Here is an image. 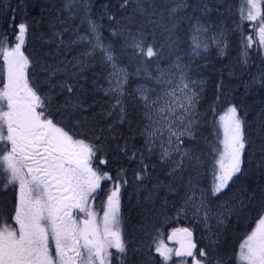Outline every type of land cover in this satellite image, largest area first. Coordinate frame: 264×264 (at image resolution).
Instances as JSON below:
<instances>
[{
	"label": "snow or ice",
	"instance_id": "6c2138e0",
	"mask_svg": "<svg viewBox=\"0 0 264 264\" xmlns=\"http://www.w3.org/2000/svg\"><path fill=\"white\" fill-rule=\"evenodd\" d=\"M128 2L124 0L121 7ZM184 6L183 0H177L171 13ZM137 7L144 10L140 0H137ZM76 8L87 12L88 5L85 0H66L64 9L71 12ZM12 11L9 27L18 30L14 46H9L7 37L0 34V58L3 60L0 64V186L4 190L11 186L17 190V194L10 214L6 215L0 210V264H113V261L128 264L129 251L135 253L142 249H130L131 241L124 236L121 189L128 183L126 169L120 168L113 177L110 171H105L100 165L109 163L105 142L124 138L122 133L119 137L114 133L116 124H123L127 117L126 98L129 94L126 87L130 73L120 65L111 46L102 42L97 24L88 20L89 31L80 40H86L91 47L77 57V62L72 65V76H82L90 66L89 61L99 55L101 64L109 69L105 76L107 86H100V90L111 101L106 115H115L119 119L106 129H99L100 134L94 140L78 138L83 134L67 130L65 117L55 118V113L64 111L71 114L83 107L80 98L73 96L76 84L61 82L60 92L54 95L57 85L50 82V77L56 72H68L69 69H45L49 72V78L43 84L48 85L49 90L41 91L42 85L29 78L33 61L22 50L29 21L25 19L16 25L15 10ZM112 18L109 16V19ZM244 21L250 22L251 28L246 36ZM236 28L240 32L243 62L246 64L250 49L258 46L264 50V0H243L240 23ZM207 31V28L201 29L199 26L194 30L190 42L192 57L207 51L211 44L219 47L220 39L216 36H212L209 41L200 38L202 32ZM127 35L132 37L130 42H126L127 46L139 57L156 58L168 54L175 56V60L167 70L158 68V75L147 74L156 87L148 88L145 84L138 85L134 90L145 109L144 119L147 123L140 133L144 146L140 149L133 146L130 155L126 140L117 147L129 160L142 165L135 173L136 180L147 175L145 151L151 155L157 148L160 161L172 165L169 175L175 177L177 171L183 173L185 161L200 162V156L193 149H184L182 145L184 137L195 139L194 126L200 118L197 110L200 92L196 86L202 82L191 79V61L183 63L182 58L172 51L174 42H170L169 52L165 53L162 48H155L154 44L145 47V38L140 31H129ZM220 54L223 55V50ZM139 72L138 68L137 74ZM259 79L264 82V73ZM65 91L69 95L54 113L52 104L55 97ZM152 93H155V98H152ZM212 110L215 112L214 107ZM219 121L223 139L212 148L218 158L212 167L211 189H200V196L196 197L199 180L190 176L186 188L192 194H186L177 214H186L191 210L194 218L203 220L210 245H215L217 240L213 237H218V233L212 232L209 222L215 219L217 226L223 225L227 219L225 211L229 215L235 212L239 216L241 211L257 201L254 207L258 218L240 243L236 261L237 264H264V187L250 193L248 189H243L238 200L233 197L235 203L231 207L227 202L217 206L225 209L223 211L214 213L208 202L210 196L222 194L235 182L238 174H243L246 146L253 143L245 134V122L238 115L236 105L230 104ZM78 126L81 125H74ZM105 132L110 135L105 136ZM260 133L264 138V125ZM219 145H222V150ZM173 153L179 155L180 159L175 160ZM260 153L258 169L264 168V144L260 145ZM102 182H110V185L106 199L100 203L103 212L100 215L90 201L99 199L103 193ZM169 190L175 191L171 185ZM9 220L14 223H9ZM168 239L175 240L179 247H169L159 238H154L149 244L150 249L155 245V252L163 264H169L170 261L173 264H213L214 248L198 247L191 229L175 228ZM173 257L180 259L173 261ZM215 264H227V261L217 257Z\"/></svg>",
	"mask_w": 264,
	"mask_h": 264
},
{
	"label": "trees",
	"instance_id": "16d2710c",
	"mask_svg": "<svg viewBox=\"0 0 264 264\" xmlns=\"http://www.w3.org/2000/svg\"><path fill=\"white\" fill-rule=\"evenodd\" d=\"M65 2L66 0H0V34L7 37L9 46L15 44L18 30L9 27L13 9L16 25L25 19L29 21L26 43L22 50L33 61L29 69V78L42 85V92L49 90V86L43 84L49 78V72L45 69L65 67L69 69L68 72L59 71L50 77L51 84L57 85L53 94L60 92L61 82L75 83L73 96L80 98L83 107L71 114L64 111L55 113L57 106L63 105L69 95L65 91L56 95L52 109L56 119H60L61 116L66 118L67 130L83 134L78 138L94 140L95 136L100 134L99 129H106L109 124L119 119L115 115L112 117L106 115L111 101L100 90V86H107L105 76L109 69L101 64L99 55L89 61L90 66L82 76H72V65L77 62V57L91 47L86 40H80V37L89 31L88 20L97 24L102 42L111 46L120 65L127 68L130 73L126 87L129 94L126 98L127 117L123 124H116L114 133L117 137L122 133L124 138L108 139L105 142L109 163L100 167L110 171L113 177L120 168L126 169L125 178L128 183L121 189L124 236L126 240L131 241L130 249H142L135 253L129 251L128 264H154L158 254L155 252L154 244L151 249L149 244H152L154 238H158L161 230L166 231L170 220L175 219L178 209L177 198L186 189L189 177L197 178L199 180L197 185L205 188L211 185L210 177L215 162L212 148L219 144L217 118L230 104L237 106L238 115L245 122V134L253 143L246 146L243 174H238L235 182L224 192L228 196H233L238 195L240 189L246 188L250 193L264 187V168H257L261 158L260 145L264 144V138L260 130L258 132L255 130L259 112L258 101L262 98L264 103V82L259 79L264 73V52L254 46L248 51L247 63L243 62L240 32L236 28L240 23L243 0H183L185 6L175 13H171V9L176 7L177 0H140L143 11L137 7V0H129L124 7H121L124 0H85L88 5L87 12L80 8L70 12L64 9ZM109 16L113 18L109 19ZM196 23L204 24L209 33L223 32L225 34L223 46L218 48L211 44L207 51L192 57L190 42ZM246 24L247 21H244V34L249 30ZM129 31L132 33L140 31L145 38V47L147 44H154L155 48H162L165 53L169 52L170 42H174L175 48L172 51L182 58L183 63L191 61V79L202 82L196 86V90L200 92L197 104L200 118L194 126L195 139L183 138L185 148L193 149L200 156V162L198 164L195 160L185 161L183 173L177 171L175 177L169 175L172 165L160 161L157 148L151 155L145 151L147 175L136 180L135 173L142 165L129 160L117 147L123 145L126 140L130 155L133 146L135 149L144 146V139L140 133L147 123L144 119L145 109L134 90L138 85L146 84L151 87L154 81L149 80L147 74L156 76L158 68L162 70L168 68L175 60V56L168 54L156 58H142L134 54V50L126 43L132 39L127 35ZM221 50L223 55L220 54ZM2 63L3 60L0 58V64ZM94 81L96 83H93ZM254 85H257V88H254ZM213 107L215 112L212 110ZM261 117L264 115L261 114ZM77 124L81 126L74 127ZM258 126L261 128L259 123ZM104 135L110 134L105 132ZM169 185L175 191H170ZM1 193L0 191V209L3 205L2 199L5 197ZM256 203L257 201H253L252 205L241 211L239 216L235 212L226 214L227 223L221 228L215 245L207 243L208 240L203 241L205 235L197 229L200 233L196 242L198 247L210 250L214 248L213 264L217 257L226 260L227 264L233 262L231 255L250 223L258 217L254 207Z\"/></svg>",
	"mask_w": 264,
	"mask_h": 264
},
{
	"label": "rangeland",
	"instance_id": "374dc122",
	"mask_svg": "<svg viewBox=\"0 0 264 264\" xmlns=\"http://www.w3.org/2000/svg\"><path fill=\"white\" fill-rule=\"evenodd\" d=\"M249 23L250 22L247 21L246 25H248V29L249 30L247 31L246 34H244L245 36L248 35L251 32V28H249ZM197 26H199L201 29L205 28L204 24L196 23L194 30L197 28ZM193 36H194V34H193ZM212 36H216L218 39H220L219 47L216 44L215 45L218 48H221V46H223V44L225 42V34L223 32H215L214 34L213 33H209V32H206V33L202 32L200 38L202 40L209 41ZM256 47H258V46H256ZM263 52H264V50H263ZM167 69L168 68H165L163 70H167ZM154 87H156L155 83H153L152 86L148 87V88H154ZM254 88H257V85H254ZM152 98H155V93H152ZM258 104H259V112H258V117H257V120H256L257 121V127L255 128L256 132H258L260 130V127L258 126V123L261 126L264 125V117H261V114L264 115V103H263V99L262 98L260 99V101H258ZM226 110L223 109L220 112V115L217 118V130H218V133H219V140L223 139V129L220 127L219 117L221 115H223ZM247 129H249V128H247ZM219 147L222 150V145H219ZM182 148L186 149L184 145H182ZM251 154H252V150H251ZM173 157H174L175 160H179L180 159V156L175 154V153H173ZM217 158H218V154L215 153V160ZM247 166H248V162H247ZM249 167H250V165H249ZM210 178H211L210 184H212V176ZM109 185H110V182H102L103 193L100 195L99 199H97L95 201H90V203H94V205L96 206V210H97V212H99L100 215L103 214L102 208L100 207V203H101L102 200L106 199V194H107V190L109 188ZM196 189L197 190L195 192V196L199 197L200 196V189H209L210 190L211 189V185H210L209 188H205L202 185H196ZM0 191L2 192L1 194H6L7 195V197H4L2 199L3 205H2V208L0 210H3V212L6 215L10 214L12 212V208H13V205H14V202H15V197H16V194H17V190L15 188L11 187V186L7 190H4L2 188V186H0ZM241 191H242V189H240V192ZM186 194L190 195L192 193H191V191L189 189L186 188L183 191V193L180 194V196L177 198L178 209L184 203V198H185ZM234 196H235V200H238L240 198V193L238 195L228 196L225 192H223L222 194H218L215 197H211L210 196L208 202H209L210 207L212 208L213 212L215 213L217 211L225 210L223 208H218L217 207L219 205H224L225 202H227L228 206L231 207L235 203V200L233 199ZM178 209H177V211H178ZM226 214H227V212L225 211V215ZM202 215H203V213H201V217H202ZM174 218H175L174 219L175 221L174 220L173 221H171V220L169 221V223H168V225L166 227V231L161 230L160 233L158 234V238L162 239L164 241V243L167 244L169 247H173V248L179 247V244L175 240H169L168 236L171 234L173 229H175V228H184V227H187V228H189V229H191L193 231V239L196 242H197V238L200 237V233H204V235H205L204 237L205 238L203 239V241L206 242V240H208L207 243H210L209 239H208V232L205 229V225L203 223V220L194 218L193 217V213H192L191 210L188 211L186 214L185 213H180L178 215L176 213ZM257 218L258 217H256L255 220ZM248 219L251 220L250 218H248ZM176 221H178V222H176ZM8 222L9 223H14L11 220H9ZM209 223H210L212 232L218 233V235H219V233L221 231V228L225 227V225L227 223V219H226L225 223L223 225H220V226H217V223H216L215 219L211 220ZM254 226H255V221H252L250 223V225L248 226V228L246 229V231L244 232V235L241 238L240 242L238 243L237 247L235 248V251L233 252V255H231V258L233 260V262L231 264H237L236 253L239 250V245L242 242V240L244 239V237L247 234V232L251 231V228L254 227ZM197 229L200 231V233L197 231ZM216 238L217 237H213V239H216ZM154 249H155V245H154ZM113 251H115V250L113 249ZM152 259H154V258H152ZM156 259H157V261L155 260L154 264H163V261L160 258L159 254L156 255ZM179 259L180 258L173 257V261H178ZM113 264H118V262L113 261ZM169 264H173V262L170 261Z\"/></svg>",
	"mask_w": 264,
	"mask_h": 264
},
{
	"label": "flooded vegetation",
	"instance_id": "af4514ba",
	"mask_svg": "<svg viewBox=\"0 0 264 264\" xmlns=\"http://www.w3.org/2000/svg\"><path fill=\"white\" fill-rule=\"evenodd\" d=\"M4 196H5V197H7V195H6V194H4Z\"/></svg>",
	"mask_w": 264,
	"mask_h": 264
}]
</instances>
